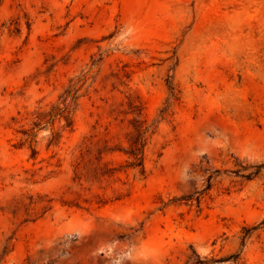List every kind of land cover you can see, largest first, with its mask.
Returning <instances> with one entry per match:
<instances>
[{"label":"rangeland","instance_id":"1","mask_svg":"<svg viewBox=\"0 0 264 264\" xmlns=\"http://www.w3.org/2000/svg\"><path fill=\"white\" fill-rule=\"evenodd\" d=\"M263 221L264 0H0V264H264Z\"/></svg>","mask_w":264,"mask_h":264},{"label":"trees","instance_id":"2","mask_svg":"<svg viewBox=\"0 0 264 264\" xmlns=\"http://www.w3.org/2000/svg\"><path fill=\"white\" fill-rule=\"evenodd\" d=\"M170 91L173 93V88L169 87ZM141 114L139 113L138 119L134 120L133 132L130 136L129 147L124 151L125 155L128 158L126 168L137 170L139 175L144 173V164H143V154L144 147L146 144V135L149 131L150 125H146L144 120H140ZM264 225V221L261 223ZM254 229V228H252ZM245 231V236L248 234V231Z\"/></svg>","mask_w":264,"mask_h":264}]
</instances>
